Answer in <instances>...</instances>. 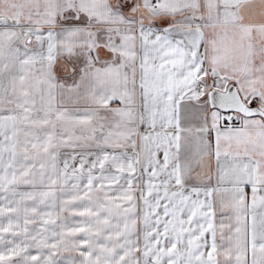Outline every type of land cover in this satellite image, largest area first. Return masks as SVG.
I'll return each instance as SVG.
<instances>
[{
  "label": "snow or ice",
  "instance_id": "6c2138e0",
  "mask_svg": "<svg viewBox=\"0 0 264 264\" xmlns=\"http://www.w3.org/2000/svg\"><path fill=\"white\" fill-rule=\"evenodd\" d=\"M0 264H264V0H0Z\"/></svg>",
  "mask_w": 264,
  "mask_h": 264
}]
</instances>
